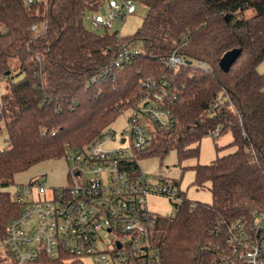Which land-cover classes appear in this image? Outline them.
I'll return each instance as SVG.
<instances>
[{"label":"trees","instance_id":"1","mask_svg":"<svg viewBox=\"0 0 264 264\" xmlns=\"http://www.w3.org/2000/svg\"><path fill=\"white\" fill-rule=\"evenodd\" d=\"M135 2L149 12L124 38L85 26L104 0H0V82L7 81L0 131L8 135L0 149V176L7 178L0 186V232L21 210L2 187L39 163L63 158L68 146L83 147L108 131L146 96L140 78L165 76L179 90L167 104L175 123L168 130L150 128L143 157L163 159L173 149L180 160L199 156V147L191 146L216 128L220 135L231 132L230 145L237 147L194 167L196 185L210 184L212 203L185 198L156 244L162 264H209L224 241L222 222L264 210V74L257 70L264 59V0ZM132 48L140 53L115 66L112 61ZM232 49L239 54L224 71L219 62ZM175 51L211 68L191 63L169 69L163 61ZM14 58L23 75L17 82L11 80ZM41 262L83 264L45 256Z\"/></svg>","mask_w":264,"mask_h":264},{"label":"built area","instance_id":"2","mask_svg":"<svg viewBox=\"0 0 264 264\" xmlns=\"http://www.w3.org/2000/svg\"><path fill=\"white\" fill-rule=\"evenodd\" d=\"M24 1L34 5L40 0ZM135 3L104 0L106 15L100 14L101 8L86 18L94 31L111 30L117 18L125 19L136 12ZM33 30L39 26L34 25ZM117 36H121L119 32ZM139 53L136 48L125 50L112 62L120 66ZM163 63L174 70L188 64L176 51ZM192 64L211 68L202 61ZM139 83L146 96L122 111L132 112L126 116L120 136L108 130L83 147H67L68 186L48 188L35 179L14 183L11 194L21 210L0 232V264H42L43 256L83 264L82 258L87 256L95 264H162L152 240L159 215L148 207V198L157 195L173 202L174 217L185 197L171 170L151 175L142 170L139 161L149 147L150 128L168 130L174 125L167 104L177 98L179 90L165 76L142 77ZM3 93L0 83V101ZM207 134L219 137L220 130ZM4 182L1 178L0 186ZM35 217L37 222L27 225ZM222 226L224 241L214 247L209 264H264V210L222 222ZM110 233L115 239L107 238Z\"/></svg>","mask_w":264,"mask_h":264},{"label":"rangeland","instance_id":"3","mask_svg":"<svg viewBox=\"0 0 264 264\" xmlns=\"http://www.w3.org/2000/svg\"><path fill=\"white\" fill-rule=\"evenodd\" d=\"M136 12L127 15L125 19L117 18L114 22L111 32H119L121 37L133 36L141 27L144 18L149 12V8L144 3L136 2ZM100 14L106 15V9L102 8ZM85 26L92 30L87 18L84 20ZM12 67V82H17L22 79L23 75L19 74V61L17 58L11 59ZM259 73L264 74V59L257 67ZM2 87L5 89L7 81L2 80ZM131 109L119 115L116 120L106 128L120 136L121 132L126 127V116L131 114ZM202 137L199 143L193 144L191 148L199 147V156L190 157L185 160H180L177 151L171 150L162 159L158 156L151 155L142 157L139 161V165L142 170L151 175H156L159 172L168 173L172 171L171 177L179 181L183 195L185 198L192 201H199L206 204L212 203V194L210 192V184L207 183L202 187L196 185V171L195 166L211 164L217 156H225L231 154L237 150L236 146H231L234 137L231 132H226L219 137H213L211 134ZM7 132L5 130L0 131V149L7 145ZM116 144H108L107 147H114ZM70 170L68 161L63 157L56 160H49L39 163L30 169L18 173L14 176V183L21 184L34 180L45 182L48 188L52 187H66L68 186L67 176ZM1 178H6V175H1ZM6 181V180H5ZM13 183L6 188L2 187L1 190L14 192L15 184ZM148 207L151 211L159 215L160 222L158 226L152 232V240L154 244L161 242L167 234L170 217L175 211V205L166 197L151 195L148 198ZM37 222V218H33L27 222V225H31ZM107 238L115 239L114 234H106ZM85 264H95L92 257L87 256L82 258Z\"/></svg>","mask_w":264,"mask_h":264},{"label":"water","instance_id":"4","mask_svg":"<svg viewBox=\"0 0 264 264\" xmlns=\"http://www.w3.org/2000/svg\"><path fill=\"white\" fill-rule=\"evenodd\" d=\"M238 54H239L238 49H232L226 52L219 62V66L221 67V69H223L224 71L229 70L230 66L236 60ZM187 62L188 64H191V61H187ZM8 74L9 72L6 73V75Z\"/></svg>","mask_w":264,"mask_h":264},{"label":"crops","instance_id":"5","mask_svg":"<svg viewBox=\"0 0 264 264\" xmlns=\"http://www.w3.org/2000/svg\"><path fill=\"white\" fill-rule=\"evenodd\" d=\"M33 180V179H32Z\"/></svg>","mask_w":264,"mask_h":264}]
</instances>
